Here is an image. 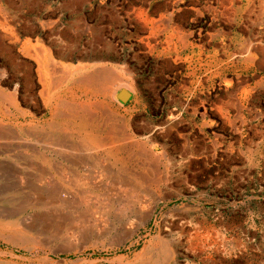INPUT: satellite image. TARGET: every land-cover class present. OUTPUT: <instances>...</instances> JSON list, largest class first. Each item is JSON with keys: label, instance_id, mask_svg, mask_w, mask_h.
<instances>
[{"label": "rangeland", "instance_id": "rangeland-1", "mask_svg": "<svg viewBox=\"0 0 264 264\" xmlns=\"http://www.w3.org/2000/svg\"><path fill=\"white\" fill-rule=\"evenodd\" d=\"M201 221L214 264H264V0H0V264H153L161 239L158 264H193Z\"/></svg>", "mask_w": 264, "mask_h": 264}, {"label": "bare ground", "instance_id": "bare-ground-1", "mask_svg": "<svg viewBox=\"0 0 264 264\" xmlns=\"http://www.w3.org/2000/svg\"><path fill=\"white\" fill-rule=\"evenodd\" d=\"M225 1V0H224ZM181 16V15H180ZM241 18V17H240ZM164 21V20H163ZM154 22V21H153ZM154 24V23H153ZM157 24V23H156ZM173 24V23H172ZM177 26V25H176ZM176 29V28H175ZM178 29V28H177ZM181 32V31H180ZM185 37V36H184ZM182 36V38H184ZM181 42V41H180ZM182 46V45H181ZM94 66V65H93ZM64 68L69 69L70 73L69 76H66V78H64L62 81L64 83V85L66 86L67 82H71L72 84H76L78 86L82 85L83 86H90L92 83L99 84L100 86H103L104 82H108V81H117V77L112 76L111 74H109L107 71H105L104 69L101 70H95L94 72H89V70L91 69V66L89 67H82L80 65H76V66H68L66 64V66H64ZM120 81V79H119ZM122 82V81H121ZM122 85L124 84L123 82L121 83ZM93 86V85H92ZM108 89V88H107ZM100 90V89H99ZM107 92V91H106ZM49 97V96H48ZM63 100V99H61ZM60 100V101H61ZM10 101V100H9ZM64 101V100H63ZM64 103V102H63ZM67 104H62L59 107L62 110H69L68 106H65ZM86 107V106H85ZM88 107V106H87ZM54 109H57L56 106ZM75 112V111H74ZM86 114V110L84 111ZM73 113V112H72ZM71 113V114H72ZM74 116V114H72ZM80 115V114H79ZM76 116V115H75ZM82 116V115H80ZM83 118V117H82ZM84 123V122H83ZM85 131V130H84ZM87 131V130H86ZM93 132V131H92ZM90 132V133H92ZM89 133V132H88ZM124 137V136H123ZM103 139H105V142L108 143L106 141V138L103 136H100L98 131L93 132L92 136L89 135V138L87 139L89 146H92L91 148H96V147H101L104 145ZM110 141V140H109ZM123 141V140H122ZM50 145V144H49ZM153 145V144H152ZM111 147V146H110ZM82 148V147H81ZM104 148V147H103ZM47 149V148H46ZM60 149V148H59ZM83 149V148H82ZM51 150V149H50ZM61 150L64 149L61 148ZM113 150V149H112ZM80 151V150H79ZM148 151V150H147ZM81 152H83L81 150ZM88 152V151H87ZM115 152V151H114ZM129 152V151H128ZM127 152V153H128ZM155 152V150H154ZM84 153V152H83ZM97 153V152H96ZM123 153V152H122ZM85 154V153H84ZM126 154V153H125ZM146 154V153H145ZM121 155V154H120ZM156 155V154H155ZM90 156V155H89ZM102 156V155H101ZM92 157V156H90ZM43 158V157H42ZM41 158V159H42ZM86 158V157H85ZM156 158V157H155ZM154 158V159H155ZM87 159V158H86ZM153 159V158H152ZM46 160V159H45ZM157 160V159H156ZM46 161H49L48 158ZM66 162L69 163L68 168L70 169H76V163L78 164V162H71L65 159ZM77 161V159H76ZM87 161V160H86ZM125 161V160H124ZM148 161V160H147ZM96 164V163H95ZM85 165V164H84ZM93 165V164H92ZM108 167V166H107ZM107 167H99L96 168L97 172H99L100 174H102L105 178H108L109 180H113V181H118L121 180V178L118 179V175H114L111 174L109 172V170L111 168H107ZM78 169V168H77ZM76 169V170H77ZM86 170V169H85ZM70 172V171H69ZM88 174L89 172H91V179H95L94 175H93V169H89L87 170ZM95 174H97L95 172ZM153 174V173H152ZM99 175V174H98ZM114 175V176H113ZM85 176V174H84ZM87 176V174H86ZM101 179V178H100ZM126 179V178H125ZM125 179H123V181H125ZM98 180V179H97ZM158 181V180H157ZM127 184V183H126ZM125 185V184H124ZM129 185V184H128ZM150 198V197H148ZM149 200V199H148ZM145 201V199L143 200ZM158 201V199L156 197L153 198L151 206L149 207V209L146 211L145 215L148 216L149 214H151L150 212L152 211V209L154 208V205L156 204V202ZM148 203V202H146ZM147 207V206H146ZM181 211V210H179ZM179 213V212H178ZM183 214V213H182ZM215 222V221H214ZM217 222V221H216ZM195 223V222H194ZM217 224V223H216ZM180 226V225H179ZM192 226V225H191ZM181 228V227H180ZM190 228V227H189ZM222 230V229H220ZM215 224H211V223H207L206 221H201L199 224L195 223L194 227L191 228V231L188 232L186 235V240H185V257L187 258H191L190 260H192L191 262H193V264H214L215 260L214 259V255H219L221 253H228L226 252L225 246L227 244V240L225 238V235L222 231H220ZM189 231V230H188ZM182 233V232H180ZM186 233V232H185ZM168 240V239H167ZM155 241V240H154ZM231 242V241H230ZM238 242V241H237ZM177 244H179V242H177ZM146 245V244H145ZM228 245V244H227ZM234 245V244H233ZM173 245L172 243L169 241H165V240H159L157 242H155L153 244V246L150 247V252H149V259L151 261H153V264H158L161 258V255L163 252H167L168 253H172L174 254L175 249H173ZM228 247V246H227ZM148 247H144V251L147 250ZM229 249V248H228ZM234 249V248H233ZM165 250V251H164ZM232 251V250H230ZM167 253V254H168ZM147 254V253H146ZM164 254V253H163ZM178 254V253H177ZM235 254V253H234ZM227 255V254H226ZM229 255V253H228ZM233 256V253H232ZM137 257V256H136ZM145 257V256H144ZM147 257V256H146ZM165 257V256H164ZM163 257V259H164ZM177 257V256H175ZM220 257V256H219ZM139 258V257H138ZM170 258V256H169ZM172 258V257H171ZM222 258V257H221ZM236 258V257H235ZM235 258H233L235 260ZM238 258V257H237ZM198 259V262L195 260ZM168 258H165L164 262L167 261ZM218 261V260H217ZM222 262L226 261V259L221 260ZM151 263V262H150ZM135 264V263H134ZM137 264V263H136ZM144 264V263H143ZM162 264V263H161ZM170 264V263H169ZM185 264V263H184ZM227 264V263H225Z\"/></svg>", "mask_w": 264, "mask_h": 264}, {"label": "crops", "instance_id": "crops-1", "mask_svg": "<svg viewBox=\"0 0 264 264\" xmlns=\"http://www.w3.org/2000/svg\"><path fill=\"white\" fill-rule=\"evenodd\" d=\"M148 5H151L152 7H154V5L151 4V3H149ZM241 9H242V7L238 5L237 6V11L239 13H240ZM177 18L179 20L182 19V15L180 16L178 14ZM173 20H174V18L172 17V14H169L168 16L160 14L156 19L152 20V24L154 23L156 26H161L163 29L165 28L166 30H168L166 32L167 35H168V38H170V39H173V38L175 39L176 38L179 41V43L182 44V47L188 48V44L186 42L188 38H187L186 34L184 32H182L181 30H179L178 26H174V25L172 26ZM182 36L183 37L185 36V37L182 38ZM243 52L249 53V46L248 45L244 48Z\"/></svg>", "mask_w": 264, "mask_h": 264}, {"label": "water", "instance_id": "water-1", "mask_svg": "<svg viewBox=\"0 0 264 264\" xmlns=\"http://www.w3.org/2000/svg\"><path fill=\"white\" fill-rule=\"evenodd\" d=\"M120 98L123 99L122 94H121Z\"/></svg>", "mask_w": 264, "mask_h": 264}]
</instances>
